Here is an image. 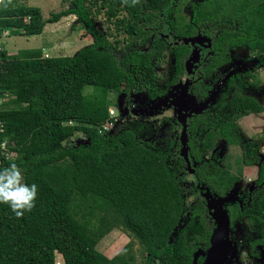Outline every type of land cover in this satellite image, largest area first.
<instances>
[{
	"label": "trees",
	"instance_id": "obj_1",
	"mask_svg": "<svg viewBox=\"0 0 264 264\" xmlns=\"http://www.w3.org/2000/svg\"><path fill=\"white\" fill-rule=\"evenodd\" d=\"M26 1L0 5V33L39 35L47 24L74 15L91 42L73 55L46 58L41 48L15 53L0 48V97H9L0 106V170L15 163L24 182L38 186L35 207L20 219L0 204V264H54L56 254L65 264H135L133 240L141 246L143 264H193L196 251L210 248L215 228L201 194L205 189L199 186L198 194L194 180L212 196L225 197L239 179L229 164L221 167L202 156L218 139L228 147L240 146L238 166L260 163L259 183L264 181V162L238 126L240 118L264 111L255 97L243 92L249 90L248 79L230 81L234 89L225 102L191 118L186 134L189 155L197 162L193 178L178 142H161L155 122L125 119L119 113L122 120L112 133H99L98 126L109 119L108 108L118 94L145 93L154 100L168 96L161 80L171 90L179 84L189 55L186 44L170 50V79L157 72L167 49L161 38L165 27L175 36L197 29L205 33L212 41V66L228 61L224 54L238 47L262 55L264 65V0L194 2L187 32L170 17L178 0H139L134 6L131 0L128 5L122 0H68V7L48 17ZM102 11L114 32L96 25ZM121 33L124 38L111 41ZM149 40L143 49L132 48ZM250 77L257 86L259 79ZM76 136L88 143H72ZM228 207L230 228L239 216L264 226V183L242 212L237 205ZM115 227L130 240L107 257L96 245ZM104 244L109 245L108 239ZM203 259L200 255L197 262Z\"/></svg>",
	"mask_w": 264,
	"mask_h": 264
},
{
	"label": "rangeland",
	"instance_id": "obj_2",
	"mask_svg": "<svg viewBox=\"0 0 264 264\" xmlns=\"http://www.w3.org/2000/svg\"><path fill=\"white\" fill-rule=\"evenodd\" d=\"M193 1L196 0H178V3L175 4L176 10L171 15L172 20L178 24H185V20L188 19L190 14L189 7ZM26 3L28 5L40 7L43 17H48L51 12H56L69 6L68 0H27ZM184 16H186V19H183ZM95 23L101 28V30L107 33L114 32V26L106 20L103 11L97 14L95 17ZM122 38H124L123 33L110 37L111 41ZM90 42L91 37L86 34L84 25L78 21L74 15L62 17L56 23L47 24L45 29H43L42 33L39 35L15 36L6 34V31L5 33H0V48L5 49L8 53H15L17 50L25 48H41L43 58L49 56L73 55L77 50ZM149 42L147 44H149ZM122 43H124V41ZM132 48L140 49V47L135 45H133ZM231 58L232 66L223 68L222 73H228L231 71L229 75H232L236 72L248 71L251 72V74L253 73L256 75L260 81L256 92L258 94L257 100L264 106V65L261 56L255 52H249L246 48L240 47L231 52ZM171 64L172 55L170 52V46H168V49L165 50V57L162 60L161 67L158 68L159 75L167 77L168 72L171 70ZM216 89L213 91L214 95L216 94ZM171 91L172 90H170V92ZM125 97L126 95L124 94H118L115 99L116 104L111 106L117 113L126 112L125 116H127L128 113H132L133 116L140 115L141 117L147 115L154 116L158 114L161 108L167 107L162 105L160 108H157V105L161 104L163 100H150L145 93H131L127 98ZM5 98L8 99L9 97L7 96ZM6 102L7 100L4 101V103ZM16 107L17 105L15 104L10 105L11 109H15ZM193 107L196 106H186V109L188 111ZM238 126L241 135H243L245 140L254 144L260 159L264 161V111L240 118L238 120ZM159 135L162 136L163 140H167L170 136L169 127H163L159 131ZM75 138L76 139L72 141V143H76V141L79 140L77 136ZM241 153L242 148L240 146L228 147L223 140L218 139L215 148L209 153V156L216 154L223 161L229 157L228 160L233 165L235 157L241 155ZM257 167L258 165L256 164L252 167L244 166L243 169H241L233 165L232 169L241 176V184L245 186L251 184L252 181L255 180ZM236 185L237 184H235V186ZM234 191L235 195L239 197L243 191L242 186H236ZM235 231L238 232L237 230ZM240 233L241 234H239L238 237L242 236V239L249 237L244 228L240 229ZM106 239H108L109 242L108 246L104 244L106 243ZM242 239L239 237L237 241L236 239L231 238V240L236 242L237 250L234 256L229 259L226 264H234L236 259L243 256L245 249L241 241ZM129 240L130 238L123 230L115 227L98 241L96 249L107 257H112L120 252ZM133 251L136 258L135 264H143L144 257L141 253V246L137 240H133ZM55 260L64 264V261L59 254H56Z\"/></svg>",
	"mask_w": 264,
	"mask_h": 264
},
{
	"label": "flooded vegetation",
	"instance_id": "obj_3",
	"mask_svg": "<svg viewBox=\"0 0 264 264\" xmlns=\"http://www.w3.org/2000/svg\"><path fill=\"white\" fill-rule=\"evenodd\" d=\"M197 1H199V0L191 2V5L189 7L190 8V14L188 16V19H186V16L183 17V19H186L185 24H178L177 22L174 21L175 23H177L179 25V27L181 29H184L185 32H187L190 29L189 25L192 24V3L197 2ZM176 3H178V1ZM175 6L176 5H174V8H173V11L171 12V15L176 10ZM170 17H172V16H170ZM187 27H189V28H187ZM197 36H199V38L194 41V44L198 45L202 49H205V45H206V39L205 38H209V37L205 33H203L202 31H200L199 29H197V31L195 33H191V34L187 33L184 35L175 36L171 32L170 28L165 27L164 31L162 32L161 38L163 39L164 43L166 44L167 49H168V46H170V50H171L182 38L183 39H191V38H194ZM155 37L156 36L154 35L153 38H155ZM157 37H159V36H157ZM174 41H175V43H174ZM210 42H212V41L210 40ZM147 45L148 44H145V46H138V45H135V46L143 49L142 47L145 48ZM186 45L189 48V55H188V57H189L194 46L191 45L190 42ZM211 46H212V43H211ZM211 46L209 48V53L206 54L203 58H201L200 62L188 65L187 64L188 58L185 61L186 66H184V70L181 73L182 76L180 78L181 81L179 83L182 84L183 82H187V86H186V91H187L186 96L187 97H185V96L182 97L180 95V93L183 90L181 87L176 88L170 92V90H171L170 86L171 85L169 83H166L167 80H161L159 85L162 88H164L165 94L166 93L168 94L169 98H168L167 103L170 106L161 108L159 110L158 114L154 115V116H148L147 115V116L141 117L140 115L133 116L132 113H128L127 116H125V119H138L140 121L141 120L153 121L159 126L157 138L161 142H167L168 143L170 141H173V142H178V145H179L180 123H179L178 119L174 116V113H173L174 112L173 111L174 106H177L176 104H180L183 101L182 106H185V107L186 106L187 107L196 106L197 107V106L203 104L207 100V98L211 94H213L214 89L217 88L215 90L216 94L215 95L213 94L214 95L213 100L215 102L214 101L208 102L207 106L203 110H201L199 113L191 112L189 115H187L185 117L186 129H187L190 127L191 118L194 115L203 114V112H206V111H211L214 109V106L220 100H222V102H225L229 98V96L231 95V93L234 89L232 85H229L230 81H232V80L236 82L237 79H239V78H241L242 80L248 79L249 90L247 92H246V90L243 92L249 93V95H252L253 97H255L257 99L258 94L256 92H257V86L258 85L257 86L252 85L253 81L250 77L251 72H248V71L241 72L240 71V72H236L232 75H229V73L231 71H229L228 73H222L223 68L232 66L231 65V63H232L231 52L240 48V47H238L236 49H231L224 54L226 56L225 58H227L228 61L221 63V65H219V66H212V63H211L212 62V56L211 55L213 54V52L211 51L212 50ZM260 56H262V55H260ZM261 60H262V57H261ZM173 65H174V59L172 58L171 70L168 72V75H167V78H169V79L172 77V75H174ZM157 72H158V69H157ZM254 76H256V75H254ZM123 94L126 95L125 98H127L130 95V94L127 95L125 93H123ZM164 98L165 97H161V98H157V99H164ZM157 99H154V100H157ZM150 100H152V99H150ZM187 112H189V110L186 111L185 113H187ZM166 126L169 127L170 136L168 137L167 140H163L162 136L159 135V131L163 127L165 128ZM174 127H176V130L173 129ZM188 139H189V137H188ZM211 152H209V153H211ZM209 153L202 156L203 161H206V162L213 161V162H216L217 165H220L221 167H223V164L225 165V163H227L230 165L229 171L231 173H233L234 175L238 176L239 179H238V181H236L234 183L233 189L235 190L236 186L240 185V187L242 186L243 191L240 194V196L237 197L235 195V191L232 189L231 191L234 192V196L237 197V200L225 202L224 207H226V209H228L229 208L228 205H231V206L237 205V206H239L238 212H242L243 208H244L243 206L244 205L247 206V204L251 203V199L253 197L254 191H256L264 183V181L259 183L261 164L255 163L253 165H249L251 167L255 166L256 164L258 165L257 174H256L255 180H253L251 184L244 186L243 184H241V182H242L241 176L238 173H236L235 170L232 169L233 165H235V167H239L236 160L238 157L242 156V153H241V155L235 157L233 165L229 162V160H228L229 157H227L226 160L223 161L216 154H212V156H209ZM189 158H190V162L192 163V169H187L186 163H185V166H186L185 169L188 173V176L193 178L194 166L197 164V162L190 155H189ZM244 166H246V165L243 164L242 167H239V168L243 169ZM194 181H195V187L198 190V194H200L201 190H199V186H201L202 184L201 183L197 184L199 181L196 179ZM235 184H237V185L235 186ZM232 221L233 222L231 223V228H230V233H229L230 238L237 240V239H239V237H241V239H242V236L238 237V235L241 234L240 233L241 228L246 229V234L249 236L246 239L241 240L243 243V247L245 249V252L243 253V256L236 259V262H234V264L235 263L236 264H264V242L262 241V238H264V231H263L264 226H261L260 222L256 219H253V221L249 222V220L245 216H239L237 218H234ZM235 230H237L238 232H236ZM259 241H260V243H259ZM251 244L254 245V249H250ZM204 258H205V256H204Z\"/></svg>",
	"mask_w": 264,
	"mask_h": 264
},
{
	"label": "water",
	"instance_id": "obj_4",
	"mask_svg": "<svg viewBox=\"0 0 264 264\" xmlns=\"http://www.w3.org/2000/svg\"><path fill=\"white\" fill-rule=\"evenodd\" d=\"M199 36L191 38V39H181L178 43L181 44H188L189 42L191 45L194 46L190 56L188 57L187 64H195L197 62L201 61V58H203L206 54L209 53V48L211 46V42L209 38L206 39V46L205 49H202L198 45L194 44V41L198 39ZM187 82H183L182 84H177L174 89L176 88H182V92L180 95L183 97H187V91H186ZM168 96L162 99V103L157 105V108L163 106L169 107L167 101ZM214 99V95L211 94L207 100L197 106L189 109V112L185 113L187 111L185 106H182V103L176 104L177 106H174V116L178 119L180 123V133H179V155L182 157V159L185 161L187 169H192V163L190 162L189 158V148H188V137L186 134V120L185 117L189 115L191 112L193 113H199L201 110H203L208 102H212ZM121 116L124 117L126 115V112H120ZM124 114V115H123ZM112 133V131L110 132ZM88 143L87 139H79L76 141V145L79 144H86ZM201 189H205L204 192L201 194L206 199V207L208 209V213L210 217L214 220L215 228L212 232V236L210 238L211 246L208 249L206 253L201 252L200 250L196 251L193 254V264H226L229 259H231L237 250L236 242L231 240L229 237L230 233V225H229V218L227 216L226 210L224 209V204L227 201L237 200V197L234 196L233 191H230L225 197L220 196H212L210 194V191L207 187L204 185L200 186ZM234 190V189H233ZM200 255H204L205 258L201 263L197 262V259Z\"/></svg>",
	"mask_w": 264,
	"mask_h": 264
},
{
	"label": "clouds",
	"instance_id": "obj_5",
	"mask_svg": "<svg viewBox=\"0 0 264 264\" xmlns=\"http://www.w3.org/2000/svg\"><path fill=\"white\" fill-rule=\"evenodd\" d=\"M128 2L129 0H122L125 5ZM9 3L11 0H0V5L5 7ZM138 3L139 0H131L132 6ZM37 193L38 186L35 183H25L22 171L15 163L0 170V204L8 205L17 219L35 207Z\"/></svg>",
	"mask_w": 264,
	"mask_h": 264
},
{
	"label": "built area",
	"instance_id": "obj_6",
	"mask_svg": "<svg viewBox=\"0 0 264 264\" xmlns=\"http://www.w3.org/2000/svg\"><path fill=\"white\" fill-rule=\"evenodd\" d=\"M3 93L0 92V96L2 95ZM8 101V99L6 98H3V97H0V106L1 104L3 105L4 104V101ZM108 113H109V119L104 122L103 124L99 125L98 126V131L99 133H105L107 131H111L113 130L116 125L121 122L122 120V117L120 116L119 113L115 112V109H113L112 107H109L108 108ZM71 123V122H70ZM3 131V123L0 121V132ZM1 148L4 147V143H2L0 145ZM63 260V259H62ZM60 262L59 261H56L54 262V264H59ZM61 264V263H60ZM65 264V263H64Z\"/></svg>",
	"mask_w": 264,
	"mask_h": 264
},
{
	"label": "crops",
	"instance_id": "obj_7",
	"mask_svg": "<svg viewBox=\"0 0 264 264\" xmlns=\"http://www.w3.org/2000/svg\"><path fill=\"white\" fill-rule=\"evenodd\" d=\"M46 27V26H45ZM45 27H44V29H45ZM2 33H5V31L4 32H2ZM6 34H8V32H6ZM8 100H9V98H8ZM8 102V101H7ZM10 105H12V104H10ZM10 105H9V107H10Z\"/></svg>",
	"mask_w": 264,
	"mask_h": 264
}]
</instances>
